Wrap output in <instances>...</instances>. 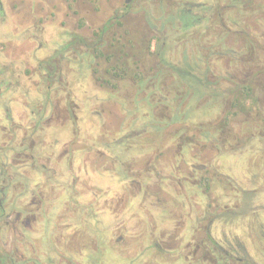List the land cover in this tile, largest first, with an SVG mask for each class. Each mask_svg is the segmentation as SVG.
I'll return each instance as SVG.
<instances>
[{"label": "flooded vegetation", "instance_id": "obj_1", "mask_svg": "<svg viewBox=\"0 0 264 264\" xmlns=\"http://www.w3.org/2000/svg\"><path fill=\"white\" fill-rule=\"evenodd\" d=\"M0 264H264V0H0Z\"/></svg>", "mask_w": 264, "mask_h": 264}, {"label": "rangeland", "instance_id": "obj_2", "mask_svg": "<svg viewBox=\"0 0 264 264\" xmlns=\"http://www.w3.org/2000/svg\"><path fill=\"white\" fill-rule=\"evenodd\" d=\"M232 154H228L227 156V159H225V162H227V164H225V167L226 165L227 166H231V165H236L235 167H233L232 169L233 170H228L226 171V168H225V173L224 175H229V179L227 180V183L229 186L231 187H235V186H240L241 188L242 187H245V189H249V187H252V186H256V183L257 182H251L252 179H247V178H243V179H239L238 181H235V179L233 180L232 176L230 175V173H241V174H244V166H248L250 165L249 162H248V159L249 158H244L243 155L238 156L235 154V152H231ZM230 172V173H229ZM258 189V188H257ZM230 193H233V190H231ZM245 197H248L249 195V192L245 191L243 193ZM244 207V206H243ZM245 208V207H244ZM246 209V208H245ZM223 213H225V210L223 209L222 210ZM249 234L251 235V233L249 232ZM246 239L240 235H237L235 238L234 237H231L230 239H228L229 243L231 244H234L238 247H240V251L243 250V245L246 243L245 241ZM240 251L238 250V253H240Z\"/></svg>", "mask_w": 264, "mask_h": 264}]
</instances>
